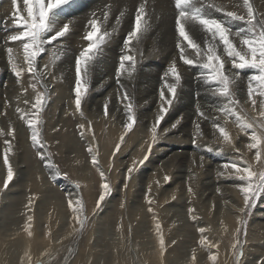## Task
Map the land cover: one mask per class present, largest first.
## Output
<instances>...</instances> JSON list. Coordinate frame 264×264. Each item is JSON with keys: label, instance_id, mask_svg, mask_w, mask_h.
Segmentation results:
<instances>
[{"label": "rangeland", "instance_id": "1", "mask_svg": "<svg viewBox=\"0 0 264 264\" xmlns=\"http://www.w3.org/2000/svg\"><path fill=\"white\" fill-rule=\"evenodd\" d=\"M235 1L233 11L238 12L243 7V0ZM19 2L22 3V0ZM253 5L257 15L264 16V0H253ZM173 6L169 5L171 8ZM12 11L11 0H0V129L7 133L9 123L15 129V139L0 135V264H35L37 260L43 261L44 264H192L193 250L196 255L195 264H213L208 259L212 253L217 255L215 264H264V194L258 195L245 213H241L240 209L244 204L242 194L236 187L238 181L226 174L227 170L223 168V164L240 160L243 166V162L247 161L256 171L264 165L256 161L255 150L247 147L249 136L240 130L234 117L228 116L225 120V114L216 111L217 105L226 101L211 92V97L216 98V101L211 102L203 98L200 92L195 91L196 94H193L191 87L187 88L189 84L183 72L196 71L200 76L202 68L185 65L179 59L178 49L175 47V32L168 37L174 51L168 52L170 56L165 59L166 62L162 55L166 49L160 48L164 41L160 39H156L152 49L138 45L132 53L136 57L137 66H141L145 59L149 63L153 60L155 70L162 74L175 61L181 74L177 98L161 121L158 138L155 143L152 142L150 128L159 113L160 88H156L157 103L154 107L148 100L142 104L136 92L137 85L132 79L125 77V89L130 90L128 92L131 94L138 120L114 158L111 153L124 132L123 124L126 120L124 106L120 100L124 88L117 85L111 89L110 96L107 93L98 95V98L104 97L99 106L98 101H93L92 98L98 85L97 80L93 83L97 70L95 66L90 90L82 103L84 117L75 112V56L86 44L82 37L87 30V24L83 25V36L72 37L70 31L59 41L60 44L56 45L72 49L73 69L67 71L62 67L63 58L55 64L50 63L53 49L42 56L44 64H49L48 71L51 73L50 78L55 89L53 92L49 91L48 103L42 113L43 135L50 145L49 151L53 154L54 162L60 169V174L54 176L53 171L45 166L46 162H42L37 156L36 150L31 146L27 125L15 111L17 106L27 111L30 103L34 102L35 93L30 87L29 74L25 73L18 81L8 63L6 49L11 47L14 49L16 62L26 67L19 42L7 40L14 30L11 23ZM232 27L236 29L237 24ZM126 29L130 31L129 26ZM155 37L158 38L156 35ZM110 41L104 51H111ZM236 42L238 43V38ZM109 52L107 56L112 59L108 67L109 74L115 75L119 62V57L116 60L115 54L118 51H114L115 54ZM122 52L123 49L119 50L120 55ZM187 52L190 58L195 59L194 50L187 49ZM56 54L59 55L58 51ZM225 68L240 73L232 86V91L239 100L236 111L247 120L253 117L259 119V98L254 96L258 103L253 110L247 96L248 75L252 70L233 69L230 61L225 62ZM52 75L56 77L55 80ZM166 79L172 82V79ZM156 82L159 87L164 83L159 76L156 77ZM241 82L242 85L239 86ZM22 87L28 89L27 93H22ZM186 92L190 96H184ZM165 95L168 96L166 89ZM25 99L30 102L27 106L23 103ZM105 101H109L108 117L104 116ZM189 103L193 104L191 110L195 113L187 114L182 111ZM195 105H199L208 119L197 116ZM148 109V120L143 121L140 114ZM217 119L230 132L233 144L223 143L219 132L213 129L212 122ZM177 120L180 123L173 129L171 126ZM88 121L92 122V129L81 139L77 125L83 123L87 128ZM197 122L201 125L202 135L195 133ZM55 129L58 131H54ZM93 133L95 141L92 140ZM5 139L11 140L13 145L9 162L14 177L7 187L4 185L7 168L3 162ZM90 143L99 147L100 164L112 186V193L101 203L99 209L95 207V203L101 179L92 167L91 155L87 151ZM166 147H170L172 151L164 150ZM236 149H239V152ZM145 155L148 159L144 160L143 164L138 163ZM133 161H137L136 169L131 179L126 181L127 168ZM110 163L112 170L108 171ZM179 166L185 168L183 177L176 176ZM208 168L213 171L210 175ZM221 172H225V175H220ZM178 173L180 175L181 171ZM165 176L170 177V180L165 181ZM207 176L214 179L216 191L209 197L202 194L203 180ZM74 182L81 185L79 189L75 187ZM189 186L192 187L194 195L189 194ZM146 195L150 196L151 205L145 199ZM77 198L83 199L88 221L82 233L69 236L72 231L73 213L68 207V200ZM150 206L154 210L156 220L153 219V213L148 212ZM189 208L194 209L192 215L196 217L195 220L189 214ZM28 215L33 216L31 237L24 231ZM238 217L245 222L243 225L238 223ZM156 222L161 224L165 239L163 255L159 248ZM200 228L205 229V235L212 243H218V248L209 249L199 244ZM237 228H240L242 257L234 254L232 249Z\"/></svg>", "mask_w": 264, "mask_h": 264}, {"label": "snow or ice", "instance_id": "2", "mask_svg": "<svg viewBox=\"0 0 264 264\" xmlns=\"http://www.w3.org/2000/svg\"><path fill=\"white\" fill-rule=\"evenodd\" d=\"M70 2L71 0H22V3H20L19 0H11L13 8L11 23L14 26V30L7 37L9 42H19L23 50V61L26 65V67L19 65L14 57V49L8 47L6 52L11 70L18 81L25 73L29 74L30 87L35 93L34 102L30 103L27 99L23 101L26 106L30 103V108L27 111L19 106L16 107L15 111L19 114V118L27 125L30 132L29 139L31 146L36 150L39 159L42 162H46L45 166L53 171L54 176L60 174V169L54 162L53 154L49 151L50 145L44 138L42 121V113L48 103V94L50 91L46 79L51 73L48 71L49 64L46 63L41 68L38 65V59L48 51L49 46L53 45L54 42H59L70 33V25L72 22H62V18L57 15V10L61 9L62 6L68 5ZM243 7L246 9V14L229 11L225 5L217 3L216 0H174L175 47L178 49L179 59L185 65L198 66L203 69L200 73L203 84L212 86V95L223 98L226 101L225 103L217 105L216 111L225 114V120H227L228 116L234 117L240 130L249 136L250 142L247 147L250 150H255L256 161L264 165V155H262L264 153V16L257 15L252 0H243ZM146 8L147 0H142L135 9L131 30L123 38V52L119 56L118 66L115 69V76L118 83L122 77L132 79L137 70L136 57L132 54L134 51V42L138 45L152 28L149 13ZM215 13L220 14V18H217ZM125 14L126 9L121 11L116 17L117 25L122 22ZM109 19L110 6H106L99 17L95 13L93 14V18L87 22V30L82 37L86 44L75 56L74 104L75 112L79 113L82 118L84 117L82 103L85 101L90 90L92 71L102 55L103 48L117 32L116 26H113L111 31L107 30L106 25ZM236 21L242 22L244 26L233 29L232 23ZM193 30L203 37V46L190 34ZM236 38H238V43L236 42ZM187 49L194 50L195 59L189 57ZM57 51L60 52L59 55L56 54ZM63 54L64 50L62 47L60 49H54L50 63L55 64L56 61L62 58ZM226 61L231 62L233 69L243 70L247 68L252 70V74L248 76L247 81V96L248 100L251 101L253 110H255L258 103V99L254 98V96L259 98V119L253 117L247 120L236 111V105L239 104V100L236 99L235 93L232 91V86L236 83L240 73L237 71L234 76L229 75L225 68ZM169 76L172 78V82L166 79ZM52 79L55 80L56 77L52 75ZM161 79L164 83L159 89V98L161 101L159 113L156 115L155 122L150 128L153 143L158 138L157 133L161 121L177 98V89L182 78L175 61L170 64ZM254 83L256 85L255 87ZM165 89L167 90L168 96L165 95ZM27 91V88L22 87V93H27ZM120 100L124 106L126 120L123 124L124 132L119 137V142L115 144L114 150L111 153V157L113 158L121 150V145L124 143L125 137L133 130L138 120L132 97L126 89L123 91ZM103 107L104 116L108 117L109 101H105ZM196 112L198 117L205 120L208 119L205 113L201 111L199 105L196 107ZM179 123L180 121L177 120L171 127L174 129ZM212 127L219 132V137L223 143L233 144V138L230 132L218 119L213 120ZM77 128L80 130L79 135L81 139H84L86 133L92 129V122L88 121L87 128L83 123L78 124ZM54 131H58V129ZM195 133L196 135H202L199 122L195 124ZM0 135L11 136L12 139H15V129L11 126V123H9L7 133L3 129H0ZM95 139L96 137L93 133L92 140L95 141ZM3 143L5 145L3 162L7 168L4 185L7 187L9 181L14 177V171L9 162V153L12 152L13 145L9 139H5ZM56 143L58 145L59 141ZM193 143H195V138ZM150 149L151 144L149 145V151ZM87 151L91 155L92 167L97 171L101 179L99 185L100 191L95 203V207L99 209L101 203L112 193V186L108 182L105 170L101 167L99 147L90 143ZM236 151L239 152V149H236ZM147 159L148 157L145 155L143 160H140L138 163L143 164L144 160ZM201 159L203 158L201 157ZM136 164L137 161H133L132 165L127 168L126 181L131 179L136 169ZM223 168L227 170L226 174L229 177H234L238 181L236 187L242 194L244 204L240 212L245 213L246 209L251 206L257 196L264 194V167L256 171L247 161H244L243 166H241L240 160H232L225 162ZM111 170L112 164L110 163L108 171ZM220 175H225V172H221ZM64 176L67 178L66 173ZM164 179L168 181L170 177L165 176ZM74 183L75 187L79 189L81 185L78 182ZM126 187L127 183H125ZM148 191H151L150 187ZM188 192L190 195H194L191 186L188 187ZM145 199L149 205L152 204L150 196L146 195ZM31 204L32 200L30 199L29 205ZM68 207L73 213L72 231L68 235H79L84 231L88 221L83 199H69ZM121 207H123V204ZM188 211L192 219L195 220L196 217L192 215L194 209L189 208ZM148 212L153 213V219L156 220L154 210L151 206L148 208ZM237 219L240 225L245 223L239 217ZM32 220L33 216L28 215L27 222L24 225V231L29 237L33 235L31 231ZM221 223L223 225V221ZM155 229L161 255H163L165 239L159 222L155 223ZM198 231L200 233L199 244L201 246L209 249L218 248V243H212L208 239V236L205 235L204 228H200ZM239 233L240 228H237L236 239L232 244V249L234 254L242 257L243 251L239 240ZM208 259L215 264L217 255L212 253L208 256ZM195 261L196 255L193 250L192 264H195ZM35 264H44V262L37 260Z\"/></svg>", "mask_w": 264, "mask_h": 264}, {"label": "bare ground", "instance_id": "3", "mask_svg": "<svg viewBox=\"0 0 264 264\" xmlns=\"http://www.w3.org/2000/svg\"><path fill=\"white\" fill-rule=\"evenodd\" d=\"M233 1H235V0H216L217 3L225 5L227 7V10H229V11H233V4H234ZM141 2H142V0H71V2L68 5L62 6L61 9L57 10V15L62 18V22H68V21L72 22L70 25V28H71L70 34L72 37L77 38L78 36L82 35L83 25L85 26L87 24L88 20L93 18L94 13L96 14V16L99 17V16H101V13L105 10V7L110 6V19L106 25V28L109 31H111L113 26H116V28H117L116 34L112 36L111 41H110L111 51L112 52L118 51V52H116V54H115V52L113 53L116 55V60H117L118 57L120 56L119 50L123 49V38L125 37L126 33L128 32L126 28L129 26L130 30H131V27L133 26L134 16H135V9H136V7L139 6V4ZM252 3H253V0H252ZM242 4H243V2H242ZM169 5H174V1H171V0H147L146 10L149 13L150 23L152 24V28L144 36V38L142 39V42L140 44H138V45H142V48L147 46L148 48L151 47V49H152V45L154 43H156V39H157V41H158V39H160L161 41H164L163 46H160V48L164 47V49H166V52L162 54L164 57V61H165V59L168 58V56H170V54H168V52L174 51V47L168 41V37L170 35H172V33L175 32L174 31V15H173L174 6H173V8H171V7H169ZM125 9H126V14L123 17L122 22L119 25H117L116 24V17L119 15V13L121 11H123ZM238 13L239 14H246V9H244V7H242V9L238 11ZM215 15L217 16V18H220V14L215 13ZM233 24H237V28L244 26L243 23L239 22V21L233 22L232 26H233ZM190 34H192L194 39H196L197 42L201 43V45L203 46V43H202L203 37L198 32H195V30H193V32ZM155 35L158 38H156ZM153 39H155V41ZM58 44H60V42H54L53 46L54 45L55 46L54 47H52V45L49 46L48 51H50L52 49L53 50L54 49H60L62 46H56ZM138 45H136L134 42V48L137 49ZM62 49L64 50V54H63L64 56L62 57L63 58V60H62L63 66L62 67L64 69H66L67 71H70L74 67V64H73L74 62H73V60H71V57L74 54L73 55L71 54L72 49H68L65 47H62ZM106 49H108V48H106ZM48 51H46L45 53H47ZM111 51L109 52L108 50H105L102 53L100 59L98 60V62L96 64L97 70H96L95 76L93 77V80H94L93 83H95V81L97 80L96 84H98V85L95 87V91H94L92 98H94L93 101H98L99 106H101L100 104L102 103V100L104 97L98 98L97 97L98 95H102L104 93L105 94L107 93L110 96L111 89L117 85L123 86L122 88H124V90L126 87L125 83L127 82V80L125 79V77H122L118 83L117 79H115L116 76L109 74L110 69H108V67L111 65L112 59H109L107 54H108V52L111 53ZM148 51L149 50H147V52ZM58 53L60 54L59 51H58ZM44 54H42V56ZM42 56L38 59V65L41 68H43V66L45 65L43 60L41 59ZM0 60H1V58H0ZM114 65H115V63H114ZM3 66H4V64H3ZM154 67H155V65H154L153 60L151 61V63H149L145 59L143 61V63L141 64V66H137V70L134 73L133 78H132L133 82L137 85L136 92L138 94L139 102L144 104L146 102V100H148L149 102L152 103V105H153L152 107H154V104L157 103L156 102L157 101L156 100V96H157L156 95V88H160L159 86H157L158 83L156 82V77L157 76L162 77V75H163V73L160 74L159 71H156L157 69L155 70ZM202 71L203 70L201 69V72ZM192 72L191 73H188L187 71L183 72V76H184L185 80L188 81V84H189L187 88L191 87V91L193 94H196V92H200V94L206 100H210L211 102L216 101V98L211 97L212 96L211 95L212 87L203 84L201 77L198 75V72L197 73H196V71H192ZM227 72L229 75H232V76L236 73V72L229 70V69H227ZM251 74H252V72L251 73L249 72V75H251ZM168 79L171 80L172 78L169 76ZM46 82L48 83L51 92H53L55 89H53V82L51 81L50 75L47 76ZM132 85L135 86L134 84H132ZM241 85H242V82L239 86H241ZM128 91H130V90H128ZM188 94L189 93L186 92L184 94V96H190ZM112 98H114V97H112ZM192 107H193V104L189 103L187 106L182 108V111L186 112L187 114L195 113V111L191 110ZM195 107H197V106L195 105ZM210 107H212V106L210 105ZM203 109L208 110L205 108H203ZM148 111H149V109L146 111L143 110L141 112L140 115H141V119L143 121L148 120ZM164 150L170 151L171 148L166 147V148H164ZM184 153L186 154V152H184ZM174 154H179V152H174ZM168 161H170V160H168ZM184 170H185L184 167L182 168L179 166L178 170H176V176L183 177L185 175ZM178 171H181L180 175H178L179 174ZM211 171H210V168L207 169L208 175H210ZM213 181H214V179H212L211 176H207L203 180L204 189H203L202 194L205 195L206 197H209L214 192H216L214 190V187H215L214 184L215 183ZM36 184H37V186H39L38 183H36ZM169 195L170 194L168 193V196ZM123 253H124V251H123Z\"/></svg>", "mask_w": 264, "mask_h": 264}]
</instances>
